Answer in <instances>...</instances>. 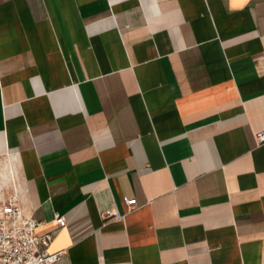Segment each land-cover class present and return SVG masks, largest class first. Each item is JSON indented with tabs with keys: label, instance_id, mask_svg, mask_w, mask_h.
<instances>
[{
	"label": "crops",
	"instance_id": "crops-1",
	"mask_svg": "<svg viewBox=\"0 0 264 264\" xmlns=\"http://www.w3.org/2000/svg\"><path fill=\"white\" fill-rule=\"evenodd\" d=\"M262 129L264 0H0V198L57 264H264Z\"/></svg>",
	"mask_w": 264,
	"mask_h": 264
},
{
	"label": "built area",
	"instance_id": "built-area-1",
	"mask_svg": "<svg viewBox=\"0 0 264 264\" xmlns=\"http://www.w3.org/2000/svg\"><path fill=\"white\" fill-rule=\"evenodd\" d=\"M255 137L264 143V129ZM128 203L134 208L136 199ZM56 223L61 228L67 220L56 214ZM55 235L56 230L40 229V222L25 211L16 193L0 198V264H57L66 250H49Z\"/></svg>",
	"mask_w": 264,
	"mask_h": 264
}]
</instances>
